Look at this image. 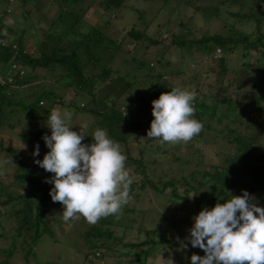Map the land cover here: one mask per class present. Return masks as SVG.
<instances>
[{"label":"trees","instance_id":"1","mask_svg":"<svg viewBox=\"0 0 264 264\" xmlns=\"http://www.w3.org/2000/svg\"><path fill=\"white\" fill-rule=\"evenodd\" d=\"M52 1L56 5L57 14L42 35H37V31L32 30L30 34L33 35L34 41L24 38L23 29L18 30L17 27L10 26L4 19L0 22V37L6 40L5 45L0 43V72L6 74L2 72L1 67L5 66L11 58L12 62L21 64L24 69L22 75L17 73L0 85V125L6 113L13 114L16 111L19 113L18 115L22 113L29 119V126L24 130L30 128L29 131H31V127L34 128L44 121L48 110H51V103L56 99L61 103L62 96L56 90L60 85L52 89H39L23 97L20 96L17 88L29 84L32 77L37 76L34 72L37 68L50 72L58 71L57 82L62 83L65 87L74 86L75 93L81 94L80 99L83 101L80 102V99L76 98L70 102V105L77 107L76 110L79 112H87L93 116L92 126L94 129H91L89 133L87 131L84 133L87 136L83 143L93 142L91 136L97 128L106 129L109 138L119 142L123 148V154L127 157L126 168L131 170L132 175L135 172L141 175L142 179L136 178L131 185L130 192L136 191L137 187L143 189L144 183L151 185L158 193H163L168 188L170 194L168 200L171 203L177 202L176 208L187 212L186 216H182V219L186 221L188 218L187 224L192 225L193 219H189L191 213L187 211L186 204L201 209H211L216 203H224L230 199L231 195H242V190H246L250 194L251 191H258L256 194L258 197L263 195L264 168L262 167V170L259 171L257 167H260L264 156H257L255 147L262 137L260 117L264 111V94H258L254 89H248V93L240 90L235 93V97H232L228 92H230L233 82L236 87L240 85V80H237L235 72H238L243 80L247 78V75L254 79L255 74L251 71L254 68L260 69L264 64V0H163L165 5L168 4L177 13L188 8L192 12H190L191 15L195 12L200 13L205 22V27L200 28L199 34L189 38L185 36L186 33H190L189 24H187L189 19L184 23L179 20L178 25L180 28L185 27V32L173 35L170 44L183 47L185 50L196 46V49L206 57L214 55L218 57L216 60L218 68L215 70L217 85L210 87L208 92H197L194 89L196 93V99L193 102L196 109L194 118L202 122L203 130L192 140L210 144L214 143L218 137H222L225 142L232 145L233 153L226 155L220 164L203 162L202 157L198 158L200 149L196 151L197 154L189 152L187 158L182 155H173L167 161L175 159L174 162L178 165L183 164V166L175 170L176 174L163 180L160 185L155 184L149 177L148 165L152 162H160L161 157L146 156L145 142L136 146V154L131 155L130 149L133 145L129 142L137 138L138 130H141L140 133L144 137L147 135L144 128L150 129L153 120L152 105L147 98L155 100L161 93L169 92L176 87H186L175 85L165 77L163 71L156 70L155 74L146 72L149 77L144 78L143 76L150 87L148 90L147 86L146 91H143L140 85H135V83L138 84L137 77H132L129 80V71L119 72V69L114 67V60L123 54L120 53L124 37L112 38L106 32V26L111 18H116V15L119 14L125 0H98V6L94 5L96 4L93 2L94 0ZM0 2L6 5L8 0H0ZM17 2L24 5L28 0H17ZM228 2L234 7L237 6L234 10L229 11L233 21H227L220 15L219 5ZM34 5L38 9L42 7L40 0H35ZM93 6L101 10L100 14L105 16V21L101 24L90 25L86 30H80L79 23H82L86 11ZM0 9L3 10L4 15L7 14L3 8ZM139 17V27L135 22L126 33V36H129V40L132 41V45L138 47L141 44L140 39L147 41L145 48H148L150 43H160L161 40L147 34L148 23L142 18V12ZM216 22L218 23L217 29L211 30L210 26L212 25L213 28H216L214 25ZM241 23L247 24V30L240 26ZM141 25L144 26L141 28ZM34 35L37 37L35 38ZM31 41L39 46L38 55H33L32 49L28 47V43ZM253 52L256 54L255 63L248 60ZM230 53L238 54L240 59L243 57L238 70L229 67L227 57ZM121 59H123L121 62L125 64L126 57L122 55ZM160 59L156 58L157 64H161ZM148 60L141 61L140 65L146 66ZM230 72L234 75L224 84L223 77ZM115 73L116 75H113ZM135 73L132 72V75ZM150 79L152 81L148 82ZM113 85H117L115 86L117 88L115 89ZM186 89L189 90V88ZM146 93L149 96H146ZM219 105L224 107L222 113L218 109ZM45 106L46 110L43 108ZM124 109L127 115H125ZM250 114L251 117H249ZM30 118H33V121ZM226 118H229L230 121L225 122ZM210 121H214L215 124H211ZM35 131L36 133L41 132L39 137L36 133H32L36 136H32L30 133L27 136L28 140L38 142L43 140L44 135H50L51 132L50 129L43 130L39 127ZM146 142L155 144L156 147L162 148V151L166 147L158 140L147 139ZM14 155L16 156L15 153ZM190 164L192 166L186 167L184 172L183 168ZM179 171L181 172L179 173ZM249 175L252 178L250 185L244 180ZM14 181L19 185L18 191L20 192L6 193L4 199L0 198V204L10 203L7 214H10L12 220L15 221V224L7 232L0 233V238H7L0 247V264H10V258L18 249L22 252L21 257L24 263L30 264V257H32L34 264H37L34 261L35 245L43 234L51 232L46 215L49 208L58 202H53L49 195L53 185L45 182L46 179L41 176H33L32 170L25 163H21L20 171L16 170ZM136 195L137 193L133 192L131 196L135 198ZM131 201L133 200L131 199ZM255 202L260 206L257 201ZM134 210L133 202L128 203L123 206L122 212L118 216L101 218L96 224H90L82 217L80 220L81 229H68L69 232L66 233L70 234L74 231L75 236H65L74 242L70 245L77 246L76 251H82L83 261L92 262L97 258H103L106 253H110L109 251L113 247L111 243L118 242V237L114 235V227L120 225L127 227V212ZM174 220L172 217L170 220L172 224L168 230L171 228L173 230L176 227V223H173ZM161 230L163 229L160 228L156 231L158 233ZM165 240L161 238V242L154 241L152 244L161 243L165 246ZM149 243L147 239L135 242H124L122 239L121 244L125 247L122 253L125 257L130 256L125 264H134V262L144 264L145 260L140 261V257L141 254H147L146 246ZM139 246L141 247L139 248ZM202 255L204 256L205 253Z\"/></svg>","mask_w":264,"mask_h":264},{"label":"rangeland","instance_id":"2","mask_svg":"<svg viewBox=\"0 0 264 264\" xmlns=\"http://www.w3.org/2000/svg\"><path fill=\"white\" fill-rule=\"evenodd\" d=\"M35 0H28L24 5L19 2H14L11 6V11L6 17V23L11 19L12 23L10 26L17 27V29H23L26 40H33V35L31 32L33 29L37 31V35H42L47 27L51 25V20L56 16L57 10L56 5L52 0H40L41 8H35ZM215 1V0H211ZM95 6H98V0L93 1ZM163 4V5H162ZM4 3L0 2V8H4ZM162 6V7H161ZM164 6V7H163ZM220 15L227 21H233V18L229 15L230 10H234L237 6L230 5L229 2L219 5ZM181 9V8H179ZM101 10L98 7H91L85 13V17L82 23H79L80 30H86L90 25L96 23H103L105 21V16H101ZM142 12V18L145 22L148 23V28L146 32L150 37L158 38L160 43L157 44H148L149 47L145 48L147 41L140 39L141 44L138 47L132 45V41L129 40V36H126L127 31L132 27L136 22L139 27L140 17L139 14ZM191 10L179 11L178 13L168 4H164L163 0H125L124 6L121 8L119 14L116 15V18H111L106 26V32L112 38L124 37L122 43V51L120 54L126 57V63H122L120 57H117L114 60V67L119 69V72L129 71L128 79L131 80L132 77H137L138 84L140 85L143 91H146L148 83L143 79L149 77L146 72H152L155 74L156 70L163 71L165 77L169 79L175 85H183L186 88H189L190 91H200L208 92L209 88L217 85V76L215 75V70L218 68L216 60L217 56L206 57L200 50L196 49V46L191 47L189 50H185L183 47H177L170 44V39L173 35H176L181 32H185V27L178 25V21L181 20L182 23L186 22L189 19L190 33H186V37L197 36L200 32V28L205 27V22L203 16L195 12L193 15L190 14ZM192 13V12H191ZM180 16V17H179ZM216 28H213V25L210 26V29H217L218 23H214ZM35 26V27H34ZM144 25H141V28ZM243 29L247 30V24L241 23L240 25ZM28 30V31H26ZM187 30V29H186ZM192 32V33H191ZM37 35H34L36 38ZM37 46V47H36ZM28 47L32 49L33 55H38L39 46L35 45L34 42L28 43ZM118 56V55H117ZM161 58V64H157L155 61L156 58ZM149 58V60H148ZM229 67L233 70H238V67L242 64L241 59L236 53H230L228 55ZM245 58V57H244ZM148 60L147 65H140L141 61ZM250 62L255 63L256 54L254 52L248 58ZM182 61V63H181ZM256 65V64H255ZM2 72H7V67L3 66ZM155 68V69H154ZM263 68V69H262ZM235 70V71H236ZM179 71V72H177ZM37 76H33L29 84L18 87V93L21 97L28 96L29 93L34 92L39 89H52L56 88L57 85L60 87L56 88L59 91V94L62 96L61 103L57 102V99L51 103L50 109L48 110L47 116L44 121L39 123L38 126L28 128L29 119L25 117L22 113L18 115L17 111L15 113H6L2 118V123L0 125V198L4 199L6 193H19V185L15 184L14 174L16 170L20 171L21 163H25L32 170L33 176H41L43 179H49L53 174L46 172L44 169L39 167L34 161L42 160L44 155L49 151L46 147L44 140L38 142H33L27 139L28 134L35 135V130L43 128V130H48V117L53 109H60L61 111L68 110L71 112V121L70 124L73 126V131L79 132L80 129L84 133H88L91 129H94L92 124L94 123L93 116L89 113L77 111V107L71 106L70 102L73 99L81 98V94L78 95L75 93L74 86H63L62 83L57 82L58 71H48L45 69L37 68L34 70ZM132 72H136L132 75ZM255 74L254 79L247 75V78L244 80L241 78V75H238V72H235L236 78L239 81L240 85L236 87L235 82L231 85V89L228 92L232 97H235V93L240 90L248 93V89H254L257 93L264 94V64L260 69L254 68L251 73ZM113 75H116L113 74ZM233 73H227L224 76V84L227 83V80L233 77ZM152 81L151 79L148 80ZM119 85V84H118ZM114 87L117 85H113ZM198 86V87H197ZM149 87V86H148ZM117 87H115L116 89ZM150 87L148 88V90ZM232 90V91H231ZM227 93V92H226ZM202 94V93H201ZM228 94V95H229ZM146 96H149L146 93ZM151 102L153 98H147ZM83 100L80 99V102ZM46 110V106L43 107ZM221 113L224 110L222 105H219L218 108ZM219 111V112H220ZM35 117V116H34ZM251 117V114L249 115ZM33 121V118H30ZM224 119V121H230L229 118ZM243 119V118H242ZM35 120V119H34ZM46 124H45V123ZM223 122V121H222ZM211 124H215L214 121H210ZM44 127H43V125ZM260 124H262V137L259 141V144L255 147V153L257 156H264V111L260 117ZM223 123L221 124V126ZM235 125V124H233ZM144 132L147 133L148 127L144 128ZM240 129V128H239ZM51 130V129H50ZM106 130V129H105ZM38 132V131H37ZM141 130L137 131V138L131 142L133 145L130 149L131 155L136 154V146L146 143L145 155L152 158L153 155L161 157V161L158 163H153L148 165V174L153 182L157 185H160L163 180H167L171 175H175L178 168H181L183 164H177L175 159L167 161L173 157V155H182L184 158L188 157L189 152L192 154H197V150H201L198 153V158L202 157L203 162L211 164H220L223 162V158L233 153V147L231 144L224 141V138L218 137L214 143L203 144L200 141H189L187 143H180L176 145L164 144L165 148L162 151L160 147H156L155 144H150L145 139L146 135L140 133ZM41 132L36 133L39 137ZM51 135V132H50ZM36 136V135H35ZM207 137V136H206ZM141 142V143H140ZM39 144V155L33 156L32 153L35 149V145ZM120 144V143H119ZM26 145V148H23ZM121 149H123L121 147ZM16 154V156L14 155ZM123 153V151H122ZM176 153V154H175ZM145 156V157H146ZM12 160V163L10 162ZM174 160V161H173ZM181 163V162H180ZM256 164V162H254ZM185 166L184 172L186 170ZM256 166V165H255ZM252 167V165H250ZM262 167L264 168V158L261 161V165L257 170L261 171ZM248 169H250L248 167ZM256 170V171H257ZM181 171H179L180 173ZM133 176L139 179H142L141 175L138 173H133ZM160 176V177H158ZM250 176V175H249ZM246 176L244 180L248 185L251 184V176ZM145 187L136 188L134 193H137L136 197H132L129 203L133 202L135 208L134 211L127 212V227L115 226L114 235L118 237V242L111 243L113 247L110 249V253H106L105 257L100 259H95L92 262L82 260V251H76L77 246L70 245L71 242L68 236H75V232L72 231L70 234H66L72 228L81 229L80 220H70L68 223H65L62 219L63 206L58 202L56 205H53L49 208L46 218L49 221L51 226L50 231L43 234L37 241L35 245V260L37 264H125L128 262L129 257L123 255L125 247L122 246L123 241H141L147 239L150 242L147 248V254H141L140 261L144 259V264H161L159 261V253L163 250L169 249L175 260V264H191L192 254H197L203 256V250L198 247H192L191 244H188V248L183 251H177L180 247V241H186V237L190 235L189 230L192 228V224H187L188 218L185 220L182 219V216H186L187 212L182 211L178 208L177 202L171 203L168 200L170 194L169 189L166 188L165 192L158 193L156 189L152 188L151 185L144 183ZM133 192H130L132 195ZM260 205L264 207V192L263 195L256 196L258 191H251ZM187 211H190L189 219H193L199 212L202 210L199 207H193V205L186 204ZM195 208V209H194ZM10 209V203L0 204V233L7 232L8 229L15 224V221L12 220L10 214H7V211ZM172 217L175 219L173 223H176V227L173 230H168L171 227L170 220ZM163 229L157 233L156 230ZM69 229V230H68ZM77 236V234H76ZM161 238L166 239V243L163 246L161 243L152 244L155 242H161ZM179 238V240L177 239ZM80 239V238H79ZM78 239V242L80 240ZM120 239V240H119ZM7 240L0 238V247L2 243H5ZM82 241V240H81ZM143 246V245H142ZM141 246H139L140 248ZM22 252L15 250L13 257L10 258V264H27L24 263V260L21 257ZM108 254V255H107ZM164 258L169 256V251L162 252ZM1 256V255H0ZM31 263L34 264L32 257H30ZM136 264V262H134ZM140 264H143L140 262Z\"/></svg>","mask_w":264,"mask_h":264},{"label":"clouds","instance_id":"3","mask_svg":"<svg viewBox=\"0 0 264 264\" xmlns=\"http://www.w3.org/2000/svg\"><path fill=\"white\" fill-rule=\"evenodd\" d=\"M9 13L3 16L4 21ZM7 23L11 24V19ZM195 99V91L186 88L161 93L152 101L153 120L145 139L158 140L162 145L194 139L203 130L202 122L194 118ZM71 116L68 110L51 111L47 126L51 135L42 137L49 151L34 162L53 174L45 182L53 185L49 192L52 201L63 206V221L83 217L96 224L101 218L121 214L132 199L131 185L136 177L125 166L127 157L121 145L109 138L107 130L97 128L91 136L93 142L85 144L87 135L81 129L72 130ZM32 155H39V144ZM255 199L242 190V195H231L224 203L203 208L193 218L187 242L180 241L177 251L187 249L189 243L202 249L205 255L192 254L191 264H264V207ZM164 251H169L167 258L162 255ZM159 261L175 264L169 249L159 253Z\"/></svg>","mask_w":264,"mask_h":264},{"label":"built area","instance_id":"4","mask_svg":"<svg viewBox=\"0 0 264 264\" xmlns=\"http://www.w3.org/2000/svg\"><path fill=\"white\" fill-rule=\"evenodd\" d=\"M17 0H8V5L4 8V11L9 13L11 11V5L16 2ZM3 10H0V22L3 20ZM0 43L5 45L6 40L0 37ZM12 58L8 63L5 64L7 67L6 74L0 72V85L4 84L5 81L11 79V77L18 73V75H22L24 73V69L21 67V64L16 63L15 61L12 62Z\"/></svg>","mask_w":264,"mask_h":264}]
</instances>
